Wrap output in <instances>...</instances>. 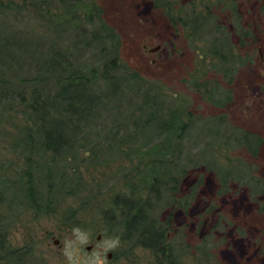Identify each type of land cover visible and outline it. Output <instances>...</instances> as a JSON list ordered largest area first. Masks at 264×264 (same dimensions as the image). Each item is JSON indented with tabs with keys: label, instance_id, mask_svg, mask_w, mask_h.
I'll list each match as a JSON object with an SVG mask.
<instances>
[{
	"label": "rangeland",
	"instance_id": "rangeland-1",
	"mask_svg": "<svg viewBox=\"0 0 264 264\" xmlns=\"http://www.w3.org/2000/svg\"><path fill=\"white\" fill-rule=\"evenodd\" d=\"M101 23L121 84L98 79L67 145L47 150L27 106L36 61L101 69ZM257 181L264 0H0V223L27 264H264ZM156 226L164 249L145 246Z\"/></svg>",
	"mask_w": 264,
	"mask_h": 264
},
{
	"label": "trees",
	"instance_id": "trees-1",
	"mask_svg": "<svg viewBox=\"0 0 264 264\" xmlns=\"http://www.w3.org/2000/svg\"><path fill=\"white\" fill-rule=\"evenodd\" d=\"M89 35L91 36L89 40L97 46L96 52L99 55L100 65H102L101 69L90 67L89 73H87L70 58L72 56L60 51H54L50 57H43L36 61L39 63L33 69L34 77L31 80L32 87H30L32 90L27 106L30 113L39 121L38 127L42 146L52 152L57 153L63 149L67 145L64 144L66 143L64 133L76 128V122L86 118L88 109L94 100L93 88L100 85L98 79L104 80L109 89L113 87L116 90L121 84L117 74L116 57L112 56L113 53L109 49L111 45L112 50H114L117 39L115 33L111 28L109 29L104 23H101ZM26 41L29 40L25 39ZM112 71L114 73H111ZM9 86L6 87L9 94L17 95L16 89L13 90L14 87L10 89L11 86ZM21 98H24V95ZM183 126L177 118L171 119L168 123L160 122V129L166 130L168 136L171 135L172 129L180 132ZM166 141L170 143L171 139L167 138ZM245 141L246 139L243 142L246 143ZM257 143L259 141L255 139L247 150L250 153L255 152ZM159 153L161 154V151ZM159 159L162 160L163 158L160 157ZM151 181L153 186L156 185L157 177L153 175ZM222 181L226 182L225 180ZM250 190V194H253L258 202L257 215L264 222V183L257 181ZM136 214L131 217L133 224L134 221H137ZM163 227H153L152 230L148 231L149 233L145 231L146 237L152 239V243L149 245L145 244L144 241L145 246H158L160 249H164ZM219 237L222 238V235L219 234ZM30 252L29 246L12 247L7 239V227L4 222L3 224L0 223V264H27ZM262 253L264 252L262 251Z\"/></svg>",
	"mask_w": 264,
	"mask_h": 264
},
{
	"label": "water",
	"instance_id": "water-1",
	"mask_svg": "<svg viewBox=\"0 0 264 264\" xmlns=\"http://www.w3.org/2000/svg\"><path fill=\"white\" fill-rule=\"evenodd\" d=\"M159 48H160V46L158 45L154 49H150L149 51H157ZM97 238H99V236ZM54 243L56 244L57 241L55 240ZM86 249H90V246H87ZM109 257H110V253L107 254V258H109Z\"/></svg>",
	"mask_w": 264,
	"mask_h": 264
}]
</instances>
